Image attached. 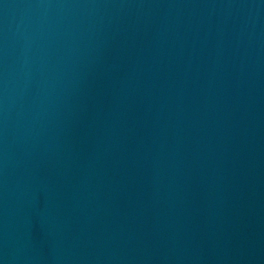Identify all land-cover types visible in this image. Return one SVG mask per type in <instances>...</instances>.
I'll list each match as a JSON object with an SVG mask.
<instances>
[{"label": "water", "instance_id": "1", "mask_svg": "<svg viewBox=\"0 0 264 264\" xmlns=\"http://www.w3.org/2000/svg\"><path fill=\"white\" fill-rule=\"evenodd\" d=\"M0 264H264V0H0Z\"/></svg>", "mask_w": 264, "mask_h": 264}]
</instances>
